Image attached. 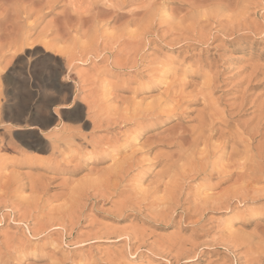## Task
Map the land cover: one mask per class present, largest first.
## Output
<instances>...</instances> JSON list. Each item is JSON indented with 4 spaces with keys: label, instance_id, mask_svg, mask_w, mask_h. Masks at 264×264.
I'll use <instances>...</instances> for the list:
<instances>
[{
    "label": "rangeland",
    "instance_id": "1",
    "mask_svg": "<svg viewBox=\"0 0 264 264\" xmlns=\"http://www.w3.org/2000/svg\"><path fill=\"white\" fill-rule=\"evenodd\" d=\"M47 2L0 0L4 66L19 56L34 59L33 53L40 54L37 49L43 51L55 39L38 20V10ZM155 2L159 6L168 0ZM249 4L250 16L244 20ZM230 11L239 15L225 13L214 21L217 28L193 25L190 13L183 17V28L179 23L166 27V18L158 20L153 36L159 39L144 42L148 50L142 60L139 49L133 53L132 63L139 62V70L121 76L118 83L94 75L99 63L95 51L74 53L65 61V68L73 69L71 81H61L64 95L71 93L70 106L64 109L66 115L51 121H36L38 90L27 94L0 79V192L8 193L7 198L0 196V216L5 218L0 225V264H42L43 255L26 253L43 245L41 232L49 228L54 231L47 239L61 246L58 258L67 256L72 264H132L134 257L149 260L150 254L159 264L170 259L179 264L192 247L193 224L206 234L202 239L210 234L230 245L234 264H261L264 257L251 254L264 247V4L231 0ZM18 43L30 46L18 51ZM6 44L13 47L8 50ZM153 57L171 58L169 64L175 67L161 78V70L150 67ZM209 59L218 79L205 96L194 93V82L184 85L185 70ZM161 93L165 100L184 95L178 118L170 107H160ZM201 114L208 117L206 126H212L214 136L207 148L200 144L189 155L195 154L197 168L190 165L180 172V182L173 177L169 183V168L181 159L175 158L178 149L168 138L179 134L176 129L194 127ZM218 167L223 178L236 174L225 182ZM54 258L49 249L48 264ZM214 259L206 253V260Z\"/></svg>",
    "mask_w": 264,
    "mask_h": 264
},
{
    "label": "snow or ice",
    "instance_id": "2",
    "mask_svg": "<svg viewBox=\"0 0 264 264\" xmlns=\"http://www.w3.org/2000/svg\"><path fill=\"white\" fill-rule=\"evenodd\" d=\"M264 4V0H261ZM171 8V11H169ZM231 0H168L159 6L155 0H48L47 3L41 4L38 10V20L44 24L48 35H54L55 39L51 44H45L44 50L39 56L35 53L32 60H25L23 56L14 59L10 64L4 66L0 61V79L9 82L10 86L31 95H36L37 90L40 98V108L36 112V121H51L56 115H66L64 109L69 107L68 101L72 99L71 93L64 95L66 86L61 81H71L73 69L71 65L65 68V61L72 58L74 53L89 54L93 51L99 61L94 75L99 77L104 75L112 83H118L121 76H127L139 70V62L132 63L133 53L140 50V59L147 55V48H144V42H151L153 39H159L153 36L156 30V23L162 18L167 19V26L175 28L177 23L181 28L184 27L183 17L190 13V20L193 25L200 26L211 24L217 28L216 20H222L224 14L229 17L239 15L230 11ZM247 12L242 19L247 20L250 16L252 5L246 6ZM177 10L181 19L177 21ZM232 26H235L233 21ZM216 33H212L215 35ZM261 39L264 40V29H262ZM27 44H17V50L29 47ZM149 43V47H150ZM49 53H55L50 55ZM171 58L153 57L150 67L160 69L161 78L166 73H170L175 64H169ZM211 60L194 62L188 65L185 70L184 85L191 87L189 81L194 82L197 87L194 93L204 94L214 90L218 72L211 69ZM150 76L155 78V73L150 72ZM159 83V81H156ZM171 83V81H169ZM79 88V86H77ZM167 87V85H163ZM79 91L76 100L79 101ZM160 107L168 106L172 109V114L177 116L181 112V102L173 100L171 97L165 100L161 93ZM149 104H155V100L148 101ZM218 107V105H217ZM206 120L208 117L205 118ZM41 126H45L41 123ZM212 135V126L202 129L203 132ZM207 148V144H205ZM184 150L181 149V154ZM170 168L171 176L180 182L182 177L180 172L187 167L194 166L196 156L193 154L190 161L181 159ZM243 163V161L241 162ZM154 195H160L159 188ZM164 195H168L167 190ZM0 196L7 198V192H0ZM55 207V206H54ZM5 222V218L0 216V225ZM15 223V221H12ZM198 225L193 224V233L191 234L192 247L186 250L187 259L181 257L179 264H234V256L230 245L219 243V237H213L210 234L208 239H202L205 233L197 232ZM54 230L48 229L47 233L41 232L40 238L44 243L36 252L26 253V255H35L45 257L42 264H48V250L51 249L57 257L50 261V264H72V261L65 257L60 260L59 253L61 246L55 240L47 239V236ZM31 237V233L28 234ZM37 239V238H34ZM208 241H215L209 244ZM67 246H65L66 248ZM239 247V245H238ZM211 252L214 256V262L206 260V253ZM251 255H260L264 257V247L259 253ZM20 264V261H17ZM41 264V262H37ZM132 264H159L158 259L141 260L139 255L132 259ZM169 264H176L175 261L169 260ZM235 264H239L235 261ZM250 264L252 262L250 261ZM261 264H264L262 259Z\"/></svg>",
    "mask_w": 264,
    "mask_h": 264
},
{
    "label": "bare ground",
    "instance_id": "3",
    "mask_svg": "<svg viewBox=\"0 0 264 264\" xmlns=\"http://www.w3.org/2000/svg\"><path fill=\"white\" fill-rule=\"evenodd\" d=\"M31 9V8H30ZM236 19V18H235ZM230 22V21H229ZM9 35V34H8ZM12 40H14V39H12ZM8 44H10V42L8 43ZM8 44H6V47H8L7 49L9 50L10 48L9 47H11L10 45H12L13 44V42H11V44L10 45H8ZM2 46V45H1ZM5 46V45H4ZM6 47L5 48H3V49H6ZM13 47V46H12ZM11 47V48H12ZM2 48V47H1ZM7 50V51H8ZM1 51V50H0ZM177 93V92H176ZM175 93V94H176ZM180 93V92H179ZM175 94H174V96H175ZM177 95H181V94H177ZM184 96V95H183ZM183 96H181V97H179V99L178 100H180L181 98H183ZM177 97V98H178ZM172 98V97H171ZM176 99V96H175V98H174V100ZM182 103V102H181ZM185 103V102H184ZM183 104V103H182ZM187 104V103H186ZM186 104H184V105H186ZM183 108H185V107H183ZM185 110V109H184ZM170 112V111H169ZM203 112H204V109H203ZM151 113V112H150ZM124 114V113H123ZM134 114V113H133ZM171 115V114H170ZM128 117V116H127ZM115 118V117H114ZM121 118V117H120ZM125 118V117H124ZM197 118H198V121L196 122L197 124L194 126V127H190L189 129L187 128V131L186 132H177V129L175 130V133L177 134V133H179V134H177V135H174L173 133V136H171L170 135V138H168V140H169V144L171 145L172 144V146L173 147H176L177 149H178V151H177V157H175L177 160L180 158V159H184V160H187L188 159V157H189V155L190 154H192V153H194L193 151L195 150V151H197L196 149H198L197 147L200 145V144H202V145H204L205 146V144H207V142H209L208 140H209V138H210V136H212L213 135V133H214V129H212V135H209L208 134V136L207 137H205V132H203V135H201V131H202V129L203 128H205V127H207L206 126V121L208 120H206L205 118H206V114L205 115H203V114H201V115H198L197 116ZM122 119H123V117H122ZM115 121V120H114ZM209 121V120H208ZM214 123V122H213ZM208 125V124H207ZM214 126H215V124H214ZM217 128V127H216ZM219 132V131H218ZM220 133V132H219ZM219 135V134H218ZM214 136V135H213ZM225 136V135H224ZM218 137V136H217ZM166 138V139H167ZM212 139V138H211ZM210 139V140H211ZM219 139V138H218ZM167 140V141H168ZM222 140V139H221ZM223 141V140H222ZM166 142V141H165ZM226 142V141H225ZM210 143H211V141H210ZM227 143V142H226ZM225 143V144H226ZM209 144V143H208ZM222 145V144H221ZM234 145H235V143H234ZM233 145V146H234ZM225 146V145H224ZM236 146V145H235ZM235 146H234V148H235ZM175 148V149H176ZM222 148V147H221ZM181 149H183L184 150V152H183V154H181ZM233 149V148H232ZM204 150H207V149H204ZM222 150V149H221ZM224 151V150H223ZM234 150H232V152H233ZM192 152V153H191ZM201 152V151H200ZM199 152V153H200ZM220 152V151H219ZM218 152V153H219ZM225 153H226V151H224ZM232 152H229L230 154L232 153ZM235 152V151H234ZM233 152V153H234ZM202 153V152H201ZM214 153V152H213ZM222 153V152H221ZM221 153L220 154H218L219 155V157H221L220 155H221ZM215 154V153H214ZM195 155V154H194ZM224 155V154H223ZM222 155V156H223ZM226 155V154H225ZM233 156V155H232ZM235 156V155H234ZM156 157V156H155ZM197 157H198V155H197ZM210 157V156H209ZM212 157V156H211ZM218 157V156H217ZM226 157V156H225ZM224 157V158H225ZM229 157V156H228ZM230 157H231V155H230ZM229 157V158H230ZM189 158H191V157H189ZM216 158V157H215ZM175 159V160H176ZM197 159V158H196ZM198 159H200V158H198ZM219 160H220V158H218ZM228 159V158H227ZM206 160H208V158L206 159ZM215 160V159H214ZM189 161V160H188ZM215 161H217V160H215ZM224 161V160H223ZM227 161H231V160H227ZM178 162V161H177ZM199 162V161H198ZM220 162V161H219ZM219 162H218V164H219ZM222 162V161H221ZM205 163V162H204ZM239 163V162H238ZM237 162H236V164H238ZM172 164V163H171ZM173 164H176L175 162L173 163ZM209 164V163H208ZM221 164V163H220ZM223 164V163H222ZM227 164H229V163H227ZM230 164H232L231 162H230ZM229 164V165H230ZM211 165V164H210ZM216 165V164H215ZM243 165V164H242ZM241 165V166H242ZM171 166V165H170ZM169 166V167H170ZM173 166V165H172ZM201 166H202V164H201ZM212 166H213V164H212ZM231 166V165H230ZM237 166V165H236ZM245 166V165H244ZM243 166V167H244ZM194 167H196L195 165H194ZM206 167H207V165H206ZM209 167V166H208ZM221 167H224L223 165L221 166ZM220 167V168H221ZM229 167V166H228ZM192 168V167H191ZM197 168V167H196ZM195 168V169H196ZM219 168V167H218ZM219 168V171H217L218 173H220V171H221V169ZM230 168V167H229ZM235 168V167H234ZM237 168V167H236ZM235 168V169H236ZM170 169V168H169ZM203 169H205V167L203 168ZM209 169V168H208ZM208 169H206V170H208ZM225 169V168H224ZM228 169V168H227ZM231 170H234V169H232V167L230 168ZM229 169V170H230ZM239 170H240V166H239V168H238ZM188 170H190V169H188ZM201 170V169H200ZM222 170H223V168H222ZM226 170V169H225ZM229 170H227V172L229 171ZM231 170H230V172H231ZM237 170V169H236ZM239 170H237V171H235V172H238ZM242 171H244L243 169H241ZM240 170V171H241ZM169 171V170H168ZM194 171V170H193ZM197 171V170H196ZM216 171V170H215ZM214 171V172H215ZM224 171V170H223ZM171 172V171H170ZM170 172H168V173H170ZM189 171H187V173H188ZM204 172V171H203ZM207 172V171H206ZM211 172V171H210ZM233 172V171H232ZM245 172V171H244ZM183 173H184V171H183ZM198 173H202V171L201 172H197V174H196V172H194V174H196V175H198ZM242 173V172H241ZM240 173V174H241ZM251 173V172H250ZM249 173V174H250ZM210 174H212V173H210ZM221 174V173H220ZM227 174H229V173H227ZM236 174V173H235ZM234 173L232 174V175H229V176H225L224 178L222 177L223 175L221 174V177L223 178V180L225 181V182H227V181H230L231 180V178L233 177V175H235ZM239 174V172L237 173V175ZM168 175V174H167ZM169 175H171V174H169ZM169 175H168V177H169ZM187 175V174H186ZM202 175H204V173L202 174ZM215 175H216V173H215ZM215 175H213V176H215ZM226 175V174H225ZM247 175L248 174H246V177H247ZM184 176V175H183ZM210 176V175H209ZM240 176V175H239ZM250 176H251V174H250ZM249 176V177H250ZM253 176H254V174H253ZM167 177V176H166ZM211 177V176H210ZM218 177H219V174H218ZM237 177V176H236ZM240 177H242V176H240ZM173 178V177H172ZM238 178V177H237ZM236 178V179H237ZM244 178H245V175H244ZM258 178V177H257ZM234 179V178H233ZM232 179V180H233ZM248 180H249V178H247ZM246 179V180H247ZM258 179H260V177L258 178ZM241 180V178L239 179V181ZM257 180V179H256ZM220 181V180H219ZM237 181V180H236ZM252 181V180H251ZM169 182V181H168ZM172 182V181H171ZM176 182V181H175ZM206 182V181H205ZM224 182V183H225ZM254 183H256V182H254ZM165 184V183H164ZM166 184H168L169 185V183H167L166 182ZM165 184V185H166ZM174 184V183H173ZM237 185V184H236ZM159 186V185H158ZM178 186V185H177ZM248 186L249 185H247V188H248ZM228 187V186H227ZM230 187V186H229ZM246 187V186H245ZM251 187V186H250ZM247 188H245V189H247ZM178 189H179V187H178ZM236 189H238V188H236ZM244 188H242V190H243ZM245 189H244V191H245ZM157 190V189H156ZM238 191V190H237ZM253 191V190H252ZM251 191V192H252ZM238 192H240V190L238 191ZM246 192H248L247 190L245 191V193ZM232 193V192H231ZM249 193L250 192H248L247 193V195H249ZM254 193V192H253ZM241 195H243L242 193H240ZM172 195V194H171ZM230 195V194H229ZM246 194H245V196H247ZM157 196V195H156ZM244 196V195H243ZM238 197H239V195H238ZM201 198V197H200ZM218 199V198H217ZM222 200V199H221ZM157 201V200H156ZM196 201V200H195ZM216 200H214V202H215ZM211 202V201H210ZM213 202V201H212ZM212 204V203H211ZM214 204H221V203H214ZM160 206V205H159ZM163 206V205H162ZM166 210V209H165ZM169 211V210H168ZM259 248V247H258ZM182 251V250H181ZM255 252V251H254ZM253 252V253H254ZM10 255V254H9ZM255 258V257H254ZM5 259V258H4ZM2 260V259H1ZM6 260V259H5ZM252 261V260H251Z\"/></svg>",
    "mask_w": 264,
    "mask_h": 264
}]
</instances>
